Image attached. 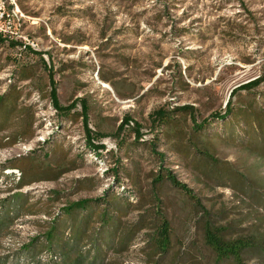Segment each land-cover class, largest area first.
I'll use <instances>...</instances> for the list:
<instances>
[{
    "label": "rangeland",
    "instance_id": "374dc122",
    "mask_svg": "<svg viewBox=\"0 0 264 264\" xmlns=\"http://www.w3.org/2000/svg\"><path fill=\"white\" fill-rule=\"evenodd\" d=\"M0 33L9 38L0 43V99L14 107L0 110V206L20 208L0 222V264H24L80 201L89 203L87 234L105 231L87 264H216L202 207L213 224L264 233V209L248 196L264 197L263 137L248 134L264 117V0H0ZM50 71L59 103L78 101L70 114L51 103ZM250 82L258 84L244 89ZM82 104L94 135H108L94 140L97 157ZM158 111L173 120L157 126ZM193 123L206 131L194 135ZM163 169L201 206L156 184ZM105 197L116 222L106 227ZM161 216L170 223L164 253L152 243ZM119 233L129 238L117 253ZM38 255L29 264H64Z\"/></svg>",
    "mask_w": 264,
    "mask_h": 264
},
{
    "label": "trees",
    "instance_id": "16d2710c",
    "mask_svg": "<svg viewBox=\"0 0 264 264\" xmlns=\"http://www.w3.org/2000/svg\"><path fill=\"white\" fill-rule=\"evenodd\" d=\"M6 39H9L7 36H3L2 33H0V43H4ZM12 45H17L18 43L11 42ZM25 48H28L25 46ZM46 66V65H45ZM50 75V99L53 107L57 110L58 113L62 114H70L71 111L76 107V104L78 101H75L71 103L68 106H62L59 103L58 97H57V86L56 82L53 79V73L52 71L49 72ZM253 82V81H252ZM250 82V83H252ZM258 84V82H254L252 84H245L243 85V88H252L254 85ZM241 89V90H244ZM238 90L233 91V94H236ZM5 98H1L0 101V110H6L9 111L12 110L11 108H5V103L3 101ZM81 101V100H80ZM83 101V100H82ZM81 101V102H82ZM232 102L229 100L227 103V109H231ZM82 118L85 124L86 129V146L90 148L94 152V154L99 156L98 150L102 149L103 146L101 144H96L94 140L101 141L102 138L107 137L108 135L105 134H98L94 135L91 129L88 127V106L85 104H82ZM227 112L225 113V115ZM6 115V114H5ZM154 118V122H156L157 126L164 127L169 123V121H172L173 118H168V116L164 113H161V111H158L154 113L152 116ZM224 117V116H223ZM263 121L260 122L261 124V130L259 132H253L250 131V133L255 134L258 136H262V142L264 144V117L260 118ZM131 122V118L129 116H126L123 120V123L119 126V131L122 132L127 124ZM258 124V123H257ZM192 130L194 131V135H200L204 131H206L205 125H200L197 123H193ZM249 130V126L246 127L244 131ZM246 133V135H248ZM252 134V136H253ZM154 139H159L158 137H154ZM152 142V141H151ZM150 150L154 151L156 146L154 144L149 145ZM264 152V149L262 150ZM159 157V161L162 163L165 159V156L161 153H156ZM206 158H211L212 155H210L207 152H203ZM162 174H158L157 177L154 179V182L157 184L168 182L173 187L179 189L186 195H188L190 198L194 199L197 203V205L201 204L197 200V197L193 194L192 189H190L186 184L180 182L177 177L170 171L163 169ZM25 178H23V182H25ZM116 199L119 200V202H127L128 205V199L126 195H116ZM249 199L252 201L253 204L258 206L259 208L264 209V197H260L257 192L255 194L251 195L249 194ZM106 207L103 209V214L101 218V223L108 225L109 223L113 222L116 223L114 220V215H111L110 213L106 212L107 209L110 210L109 206L111 205L109 199L106 197L103 198L102 202ZM88 201H80L77 203H73L66 207V209L63 210L62 214L65 216V219L63 217L60 218V220L55 218L54 222L51 223V226L44 234V239L38 241V244H40L38 247L37 245H32V252L33 256H36L39 252L38 258L41 259V256L47 257V259L54 263V259H59L64 262V264H87V262L92 258L91 256L94 255V259L97 261L98 257L102 253L101 245H98L99 239L102 238L103 233L105 232L103 227L99 229V233L94 237L87 232H89L90 229H88V226L90 223L92 224V221L90 219V212L88 208ZM13 202H5L3 201L0 206V222L2 224L4 223V220H7L9 223H11L13 220L10 218L11 214L17 213L19 214L20 208L18 206H13ZM126 206V207H127ZM4 207V208H3ZM4 209V212H1V210ZM203 209V216L206 219L203 225V240L206 247H208L214 254L215 257V263L216 264H247V261L252 260V258L257 257L264 260V233H262L259 229L255 228L252 229L250 227L248 228H233V227H227V226H221L217 224H213L211 220L208 218L209 211ZM81 212H87L84 215L83 221L80 223L79 226H77V221L80 217ZM3 220V221H2ZM87 228V232H86ZM120 234V233H119ZM153 240L152 243L154 244L156 250L160 251L161 253H164L168 250L170 245V223L166 220L165 217L161 216L159 219V225L156 228L155 234L152 235ZM129 236L126 238L124 235L120 234L118 237V243L115 245L116 249L115 251L117 253H120L126 248V244L128 242ZM82 243L81 245H79ZM120 245V246H119ZM30 249V246H29ZM33 256L30 257L27 261H25L24 264H29L30 262H33Z\"/></svg>",
    "mask_w": 264,
    "mask_h": 264
},
{
    "label": "built area",
    "instance_id": "2783aa9c",
    "mask_svg": "<svg viewBox=\"0 0 264 264\" xmlns=\"http://www.w3.org/2000/svg\"><path fill=\"white\" fill-rule=\"evenodd\" d=\"M14 174L18 177V179H20V173L18 171H14Z\"/></svg>",
    "mask_w": 264,
    "mask_h": 264
}]
</instances>
